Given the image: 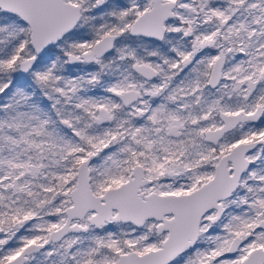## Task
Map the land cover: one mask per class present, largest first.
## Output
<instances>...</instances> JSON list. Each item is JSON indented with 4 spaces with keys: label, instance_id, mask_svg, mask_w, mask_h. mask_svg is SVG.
Listing matches in <instances>:
<instances>
[{
    "label": "snow or ice",
    "instance_id": "6c2138e0",
    "mask_svg": "<svg viewBox=\"0 0 264 264\" xmlns=\"http://www.w3.org/2000/svg\"><path fill=\"white\" fill-rule=\"evenodd\" d=\"M0 264H264V0H0Z\"/></svg>",
    "mask_w": 264,
    "mask_h": 264
}]
</instances>
